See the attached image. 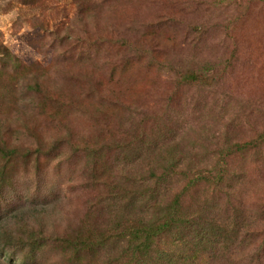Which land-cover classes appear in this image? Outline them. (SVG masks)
<instances>
[{
  "label": "rangeland",
  "instance_id": "1",
  "mask_svg": "<svg viewBox=\"0 0 264 264\" xmlns=\"http://www.w3.org/2000/svg\"><path fill=\"white\" fill-rule=\"evenodd\" d=\"M262 134L264 0H0V264H264Z\"/></svg>",
  "mask_w": 264,
  "mask_h": 264
},
{
  "label": "trees",
  "instance_id": "2",
  "mask_svg": "<svg viewBox=\"0 0 264 264\" xmlns=\"http://www.w3.org/2000/svg\"><path fill=\"white\" fill-rule=\"evenodd\" d=\"M179 80L182 83H189V82H195V81H199L201 80V77H199L197 74H195L194 72H186L183 73L179 76ZM262 139H264V135H260L258 137V139H256V142L250 141V142H245L244 144H240L239 146L237 145V148L242 150L243 148L247 147V146H251V145H255L258 141H261ZM205 181H210V178L208 177H204ZM1 227V226H0ZM1 263V261H0Z\"/></svg>",
  "mask_w": 264,
  "mask_h": 264
}]
</instances>
